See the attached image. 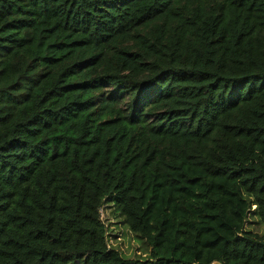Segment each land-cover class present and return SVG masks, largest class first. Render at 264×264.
I'll return each mask as SVG.
<instances>
[{"label":"trees","instance_id":"16d2710c","mask_svg":"<svg viewBox=\"0 0 264 264\" xmlns=\"http://www.w3.org/2000/svg\"><path fill=\"white\" fill-rule=\"evenodd\" d=\"M252 214L264 0H0V264H264Z\"/></svg>","mask_w":264,"mask_h":264},{"label":"rangeland","instance_id":"374dc122","mask_svg":"<svg viewBox=\"0 0 264 264\" xmlns=\"http://www.w3.org/2000/svg\"><path fill=\"white\" fill-rule=\"evenodd\" d=\"M100 216L106 228L109 248L119 251L125 259L145 261L148 258L149 250L144 242L129 231L111 205H105ZM245 230L264 235V223L258 216L252 214L245 224Z\"/></svg>","mask_w":264,"mask_h":264},{"label":"water","instance_id":"95a60500","mask_svg":"<svg viewBox=\"0 0 264 264\" xmlns=\"http://www.w3.org/2000/svg\"><path fill=\"white\" fill-rule=\"evenodd\" d=\"M212 264H221V263H219V262H213Z\"/></svg>","mask_w":264,"mask_h":264}]
</instances>
